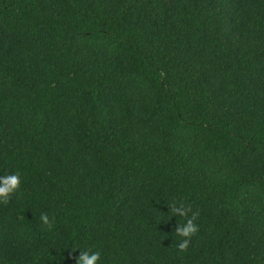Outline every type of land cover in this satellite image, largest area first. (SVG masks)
I'll list each match as a JSON object with an SVG mask.
<instances>
[{"label": "trees", "instance_id": "16d2710c", "mask_svg": "<svg viewBox=\"0 0 264 264\" xmlns=\"http://www.w3.org/2000/svg\"><path fill=\"white\" fill-rule=\"evenodd\" d=\"M14 171L0 264H264V0H0Z\"/></svg>", "mask_w": 264, "mask_h": 264}, {"label": "clouds", "instance_id": "9594fccd", "mask_svg": "<svg viewBox=\"0 0 264 264\" xmlns=\"http://www.w3.org/2000/svg\"><path fill=\"white\" fill-rule=\"evenodd\" d=\"M22 173L19 171L11 172L7 175H0V203H7L11 196L17 192L22 183ZM178 217H184L185 220L176 229V234L183 239L178 244L180 251H186L191 242V238L198 232L197 220L198 214L192 212L191 208L180 205L172 209ZM189 213L191 216L189 217ZM40 220L45 225H50L49 216L46 213H41ZM76 249H80L77 247ZM101 261V252L98 250H84L80 252L77 258V264H99Z\"/></svg>", "mask_w": 264, "mask_h": 264}]
</instances>
